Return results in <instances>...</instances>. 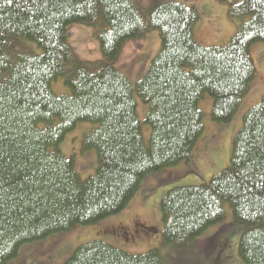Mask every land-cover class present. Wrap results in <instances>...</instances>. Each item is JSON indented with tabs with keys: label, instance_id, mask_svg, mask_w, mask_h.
I'll return each mask as SVG.
<instances>
[{
	"label": "trees",
	"instance_id": "16d2710c",
	"mask_svg": "<svg viewBox=\"0 0 264 264\" xmlns=\"http://www.w3.org/2000/svg\"><path fill=\"white\" fill-rule=\"evenodd\" d=\"M152 9L132 0H0V264L57 234L77 235L62 264H170L163 251L192 249L226 208L241 231L240 264H264V98L242 115L219 174L164 196L151 250L130 254L100 240L74 247L79 229L122 213L145 176L188 163L205 123L234 121L255 78L250 48L264 44V0L231 5L232 36L209 48L194 39L196 12ZM79 26L96 34L93 60L73 50L70 30ZM150 30L159 51L127 60L123 46ZM40 248L23 252L20 264H53L60 254Z\"/></svg>",
	"mask_w": 264,
	"mask_h": 264
},
{
	"label": "rangeland",
	"instance_id": "374dc122",
	"mask_svg": "<svg viewBox=\"0 0 264 264\" xmlns=\"http://www.w3.org/2000/svg\"><path fill=\"white\" fill-rule=\"evenodd\" d=\"M136 1L138 5L144 9H147L148 5L152 3L159 4L165 1L189 2L187 0ZM192 3L198 9L199 21L195 28H193V31L196 30V34L199 36L200 42L203 43V45L210 46L220 45L228 40L234 31L235 24L228 20L226 14L227 10L230 8L229 5H232L233 2H231V0H194L192 1ZM154 36L157 37V33L154 32L147 35L146 40L142 39L140 43L133 42L127 44L124 47V55L127 60L132 57L130 52H132L137 45L142 46L141 50H143L144 47L146 53L150 55L154 54L158 48L156 39H151V37ZM70 39L73 50L79 53L81 56H86L89 60H93L98 57V41L96 39V34L92 29L80 26L74 27L70 30ZM250 51L255 67V78L253 81H251L248 92L242 99V103L234 121L224 126H217L216 124L209 121L207 124L205 123L206 136H208L209 130L213 132L216 131V129H210L208 124H211L218 129L215 134L216 142L214 144H212L209 140H206L203 144H200L197 152L194 151L193 153L194 161L197 158V164L195 163V165L197 167L198 173L194 169L188 170L189 173L182 179L175 180V169L177 167L174 166L166 168V170L163 169V171L155 175H148L149 177L147 176L144 179L141 185V189L131 202L132 205H129L130 207L128 206L129 208H127L122 214H119L118 216L109 218L94 226H91L89 230L79 229L78 231H80V242L78 241V243H76L74 247L85 243L88 240H100L114 247L122 249L127 253L139 255L148 252L157 244L158 240L161 237L162 231V224L159 216L160 202L165 192H168L174 187L198 185L202 182L208 181L212 176L216 175L223 168H225L229 163L233 138L235 137V134L239 129L237 128L236 130V126L240 125L242 115L247 109L257 104L262 98H264V44L257 43L250 48ZM136 52H138V50ZM203 108L206 109L204 104ZM64 142L65 140L63 141L62 145L64 144ZM201 145L205 148L204 150H199ZM78 148L77 144L73 146L72 153L76 154V151L79 152ZM185 165L186 164L180 166L182 167ZM181 172L182 171L179 170L177 173L181 175ZM150 177H154V180L156 182L152 183L150 182V179L149 183H147L146 185L147 190L143 191L145 180ZM152 188L155 189L151 190ZM119 223H124L133 230V240H128V242L124 243L122 241V238L128 237L129 235L126 231H124V233L127 234L125 236V234L121 230L119 231V229L117 230L122 233V236L118 233H112L106 237L97 235L98 233L101 234L100 231L103 228L112 225L116 226ZM144 226H153L155 232L148 233L147 230L144 231L142 229V227ZM220 228L222 232V228H224L225 230L224 233H222V239L219 240V244L217 246V244H215V240H213L212 237L217 239V232ZM240 234V229L235 227L232 223L231 210L226 208L225 219L223 223L209 228L201 236V238L197 239V241L193 244L192 249L186 251L175 250L177 252H180L181 255H179L178 253L175 254V251L169 252L167 251L168 249H165L163 252L167 253L170 257V264H183V262L179 263L180 258H184V260H186L187 257L195 258V255L200 256V258L203 259V263L205 261L204 258H206L205 264L207 263V258L210 257L215 259V264H228V262L230 261V256L233 257L232 261L234 264H240L241 261L238 256V241L240 238ZM53 236L52 238L50 237V239L48 238L44 243L43 241H41L36 244L33 243L31 245L23 246L19 250L17 257L13 259L9 264H20L21 262H23V252H25L26 250L32 248L33 251H37L39 247H41L40 250H42L43 248L50 246L51 248L52 246H54V248L57 247L60 249V254L58 256H55L54 261L52 260L53 264H62L65 261L66 257L64 258V260L61 259V257L64 256L65 251L76 242L77 235L57 234ZM86 236H94L95 239L85 240ZM211 239L213 240V244L210 242ZM228 241L230 242V246H227ZM211 248L212 251H210ZM55 254L56 252H53V255ZM25 264H29V262L25 261Z\"/></svg>",
	"mask_w": 264,
	"mask_h": 264
}]
</instances>
